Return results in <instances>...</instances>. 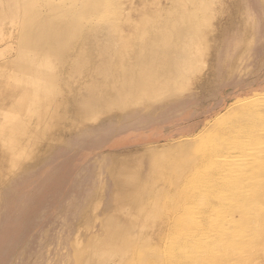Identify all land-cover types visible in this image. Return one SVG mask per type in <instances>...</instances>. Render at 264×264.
<instances>
[{
	"label": "rangeland",
	"instance_id": "1",
	"mask_svg": "<svg viewBox=\"0 0 264 264\" xmlns=\"http://www.w3.org/2000/svg\"><path fill=\"white\" fill-rule=\"evenodd\" d=\"M224 2H227V7L222 11L221 7L216 10L218 15L214 20H212L211 7L204 6L203 0H13L11 2L10 7L19 14L18 22L16 20V23H12L9 19H0L1 130L6 126L7 115L13 117V110L10 111L13 103L17 106L27 103L25 112L29 113L34 106L32 92L35 89L46 88V84L54 76L56 80L62 78L71 60L81 50V46L93 45L90 41L92 36L103 33L104 35L99 37L98 44L105 43L103 41H106L107 31L110 32L116 22L119 27H124L127 34L125 38L119 40L120 49L128 44L129 50L136 52L138 34L149 32V35H145L146 40H149V37L161 28L171 30L175 35L173 39L176 40V29L187 26V30L191 29V37L185 40L192 46L199 41L193 36L192 28L196 30L199 28L202 33L206 32V39H202L201 45L204 47L206 45L208 53L203 55L204 50L195 51L199 60L206 56L207 63L204 64L203 69L201 71L193 69V72L185 69L184 79L188 83L185 84V88L166 95L156 100L157 102L144 101L130 108L125 107L123 111L115 110L110 118L109 113L103 112L90 121L82 122L70 118L62 123L60 134L65 139L70 138L73 145L66 147L61 155L53 151L49 152L47 159L49 161L44 163L39 171L36 169L24 173L23 179L26 180L23 182L24 190L16 195L8 213L6 211L2 213L0 206V264H111L120 240L110 236L105 244L102 243L108 227L117 234L125 231L131 234L125 256L117 264H152V258L146 256L147 253L153 250L159 253L161 248L165 247L170 233L184 228L185 220H189V205L183 201V196L189 184L196 179L203 168L205 146L220 131V126L231 119L235 111L243 108L253 97L264 96V1L239 0L235 13L230 6L233 1L224 0ZM186 9L190 11L186 12ZM119 15L123 17L115 21ZM131 15L134 17L129 19ZM185 21L187 24L184 23ZM246 28L251 29L249 35L246 34ZM210 29H214L213 32H210ZM10 32H12V38L10 37L12 40L8 38ZM111 33L113 34L112 31ZM24 37L27 39H23ZM8 48L14 49L8 50ZM110 50L109 45H102L89 56L94 59L105 58L110 54ZM192 56L189 54V58ZM47 57L52 67L48 68L44 65L40 73H37L38 63ZM117 57L115 59L118 61L119 57ZM26 77L28 83L24 82ZM35 78L42 80L37 81L35 85L37 87L33 88L32 83ZM71 84L74 88L78 86L75 82ZM15 93L18 96L13 100ZM18 112L21 113L22 118L26 117L22 114V109ZM187 117L192 118L189 127L190 131H194L189 137L137 146L143 150L140 172L142 181L140 185L136 182H131L130 185L140 190L126 193V205L120 209L118 169L121 156L117 151H108L109 135L105 134L104 129L108 127L117 129V126L123 130L129 127H146V132L143 134H133L131 137L127 136L126 140L118 139L115 143L116 146L121 145L122 142L124 143L122 145H125L137 143L154 135L159 137L162 134L159 124H176L177 120L187 122ZM80 126L93 130L80 134L78 130ZM171 131L173 130H168ZM12 134L4 131L3 137L0 138V167L3 164L2 153L8 145V137ZM98 142L100 148H98L99 144H96ZM60 148H63V145ZM97 152L99 156L94 162V170L87 171L81 178H77L76 172L80 166ZM76 153L78 154L73 159L72 156ZM43 158H38V162L44 160ZM65 159L67 162L64 161ZM63 162L65 164H62ZM59 165L62 166L59 169L63 168L57 172L59 183L57 185V180L52 181L51 184V187L57 186L58 189L48 191L49 193H46L47 196L40 203L28 207L30 191L40 184L41 175L58 168ZM3 169L5 170V167ZM92 184L94 190L91 189ZM81 192H85L84 219L76 216L74 206H69L68 203L73 194L77 195ZM97 197L102 198V202L95 211L93 204ZM195 197L193 196V199ZM178 205H180L179 209L176 208ZM19 215L26 216L30 220L26 226L23 225L25 233L8 234L10 233L8 228H12V223L17 222L14 217ZM130 216L132 220L128 222L127 218ZM76 224L77 235L58 236L59 233L68 232L71 226L77 227ZM251 239H248L250 241L245 239L244 244L248 253H253L250 264H264V236L263 240L258 237ZM94 247L97 251L93 252ZM256 250L260 256L256 254ZM92 253L93 257H91ZM107 256L108 258L105 259L104 257ZM255 257L258 259L254 260Z\"/></svg>",
	"mask_w": 264,
	"mask_h": 264
},
{
	"label": "bare ground",
	"instance_id": "2",
	"mask_svg": "<svg viewBox=\"0 0 264 264\" xmlns=\"http://www.w3.org/2000/svg\"><path fill=\"white\" fill-rule=\"evenodd\" d=\"M12 1L0 0V19L16 23L19 14L10 7ZM232 1L230 6L235 13L239 0ZM203 2L207 8L211 7L212 20L218 15L216 10L221 7L222 11L227 7L224 0ZM122 17L119 15L115 21ZM184 23L187 24L186 21ZM123 28L116 22L110 29L113 34L108 30L106 41L102 44H98V41L103 33L92 36L90 41L93 45L81 46L62 78L56 80L54 76L46 84V88L32 92L34 106L29 113L25 112L27 103L18 106L13 103L10 106L13 117L8 114L5 128L0 129V138L4 131L13 133L8 137V145L2 153L0 187L19 176L31 164L37 163V159L46 156L54 145L65 142L60 131L62 123L67 119L86 122L103 112L113 114L115 110L123 111L125 107L144 101L157 102L156 100L185 88V84H188L184 79L185 69L191 72L193 69L201 71L207 63L206 56L199 60L198 53H195L197 50H204L203 55L208 53L206 45H201L202 39H206V32L202 33L199 28H192L193 36L199 39L194 46L185 40L191 37V29L187 30V26L176 29V40L173 39L174 33L166 28L153 33L149 40L145 37L149 32L144 31L142 35H136V52L130 51L128 44L123 49L119 48V40L127 35ZM213 30L210 29V32ZM250 32L251 29L246 28V34L249 35ZM11 34L12 32L8 38H12ZM102 45L110 46L108 56L104 58L97 55V59L89 56ZM189 54L193 56L189 58ZM115 56L119 57L118 61ZM44 65L52 67L49 57L38 63L36 72L40 73ZM27 78H24V82L28 83ZM40 80L42 79L35 78L33 88L37 87L35 85ZM74 82L78 84L76 88L71 84ZM50 87L55 88L50 90ZM17 96L15 93L13 100ZM19 107L26 117L22 118L18 112L21 110ZM84 128L86 127L80 126L78 130L82 132ZM219 130L205 146L202 170L185 190L183 201L189 205V220H185L183 229L170 233L165 247L159 253L156 250L147 253L146 256L152 258V264H250L253 253H248L245 249V241L252 237L262 239L264 236V96L248 100ZM142 151L140 147H126L118 151L121 156L118 169L120 209L126 205V193L139 189L130 183L140 185L142 181ZM193 196L196 197L193 199ZM101 199L97 197L93 210L96 211L101 206ZM176 208L179 209L180 205ZM131 217L127 218L128 222H131ZM114 232L108 227L102 239L103 244L110 236L120 240L111 264H117L124 258L131 237L127 231L118 234ZM251 242L256 245L253 239ZM94 251H97L95 247ZM256 251L258 254V250ZM93 256L92 253L91 257Z\"/></svg>",
	"mask_w": 264,
	"mask_h": 264
},
{
	"label": "crops",
	"instance_id": "3",
	"mask_svg": "<svg viewBox=\"0 0 264 264\" xmlns=\"http://www.w3.org/2000/svg\"><path fill=\"white\" fill-rule=\"evenodd\" d=\"M142 105V104H140ZM130 108V107H129ZM114 114V113H113ZM111 116H113L112 114H109L108 117L110 118ZM173 117H176L177 115H171ZM180 116V115H179ZM119 117H123V116H119ZM181 119H183V117H181ZM187 122L181 121V120H177L178 123H173V124H169V123H165L163 125H158V127L160 128L161 131V135L158 137V135H154V137L148 138V139H142V141H137V143H127L125 145L123 142L121 143V145H115L116 141L118 139L126 140L127 136L133 135V134H143V132H146V127L141 126L138 128H132L129 127L127 129H120L119 126H117L118 128H114L116 129L115 131H111L114 130L112 129V127H108V129H104V131L106 130V135H109V139L107 142V146H108V151L109 152H115V151H119L122 148H126V147H137V146H141L144 144H147L149 142H163V141H173V140H179L181 138H186L189 137L192 133H194V131H190V124H191V119L187 117ZM156 122V121H155ZM157 123V122H156ZM168 124V125H167ZM85 129L82 130V132H80V134L83 133H87L92 129ZM89 130V131H88ZM168 130H173L171 132H168ZM177 130V131H176ZM104 135V134H103ZM124 135V136H123ZM122 137V138H120ZM101 142V141H100ZM100 142L96 143L99 144L98 148H100ZM126 142V141H124ZM63 145V148H60ZM73 143L71 141L70 138H66L65 142L63 144L59 145H54L52 147V150L50 151L52 153L55 152L57 154H62V152L65 150L66 147L68 146H72ZM106 146V145H105ZM49 153V152H48ZM78 153H76L75 155H73V159L77 156ZM99 156V152L93 154L92 156H90V158H88L84 164L82 166H80L79 170L76 172V177L77 178H81L85 172L87 171H93L94 170V162L95 160H97V157ZM44 160L37 162L38 164H31L29 168L25 169L19 176H17L16 178L12 179L9 183H7L6 185H2L1 188V192H0V206L2 208V213L4 211H6V213H8L11 205L13 204V202L15 201V197L17 194L21 193L24 190V186H23V182H25L26 180L23 179V175L25 172L30 173V171L32 170H36L39 171L49 160V154L43 158ZM68 160H71L68 158ZM66 161V159L64 160ZM67 162V161H66ZM45 163V164H44ZM62 164H65L64 162ZM61 165L58 166V168L55 169H51L49 172L47 171L46 174L41 175L42 176V181L40 182V184L32 191H30V195L28 197V203L29 206L28 207H33L34 205L38 204L41 202V200H43L47 194L49 192H51L52 190L58 189L57 186H52V181H57L58 178V171L63 170V168H60ZM62 167V166H61ZM30 175V174H28ZM25 177V176H24ZM59 183V180L57 182V185ZM56 187V188H55ZM94 188V184H92L91 189ZM3 190V191H2ZM94 190V189H93ZM92 190V192H93ZM49 191V192H48ZM47 193V194H46ZM85 193V192H84ZM84 193H78L77 195L73 194L72 198H70L68 200L69 206H74V213L76 216H78L79 218L84 219V210H85V202H84ZM93 200V199H92ZM92 202V201H91ZM91 204V203H90ZM66 209V208H65ZM15 222L17 220V222L15 224L12 223V228L9 227L8 230H10V235H16V234H24L25 233V227H23V225L26 226V224H28V222L30 220H28V217L26 218V216H15L14 217ZM8 225H10L7 222ZM17 226H22V227H17ZM65 226V225H63ZM77 227H70L68 228L69 231L66 233H59L58 236H68V235H77V230H78V225L76 224ZM74 228V229H73ZM73 229V230H72ZM9 232V231H8ZM62 232V231H60Z\"/></svg>",
	"mask_w": 264,
	"mask_h": 264
}]
</instances>
